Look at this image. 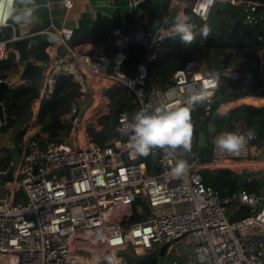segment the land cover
<instances>
[{"label":"built area","instance_id":"built-area-1","mask_svg":"<svg viewBox=\"0 0 264 264\" xmlns=\"http://www.w3.org/2000/svg\"><path fill=\"white\" fill-rule=\"evenodd\" d=\"M127 2L139 19L143 0ZM228 2L241 7L249 24L263 26L258 40L264 44V12L258 1ZM61 3L69 9L73 1ZM214 3L205 10L201 0H170L158 15L152 34L141 29L140 23L131 32L123 31L125 20L121 18L110 31L116 49L111 57L102 51L86 54L67 47L65 55L39 63L47 69L39 95L30 105V121H37L42 101L50 96L61 74L70 76L78 86L80 97L71 101L73 108L88 93V75H97L105 83L118 81L126 86L134 103L149 113L156 108L186 106L190 87L206 85L210 76L217 74L215 87L210 89L212 96L194 105L203 107L204 116L208 115L222 77L249 84L240 68L219 60L220 71H213L204 62L191 60L164 84L149 77L148 70L157 57V48L167 38L179 36L173 31L177 21L172 22L171 17L181 13V21L195 31L202 26L201 21L206 24ZM186 9L201 21L189 20ZM5 26L0 27V60L6 58L8 44L14 41L4 37ZM46 33L58 36L54 31ZM133 44L144 52L135 75L128 77L120 66ZM110 65L113 70L109 73ZM0 81L7 83V79ZM240 106L262 108L264 97L223 99L214 109L226 115ZM79 121L80 115H75L70 132L52 141L42 143L30 137L21 145L18 159L0 164V177L11 176L0 183L4 189L0 198V254L14 255V264H108L110 256L119 264H127L125 255L133 258L137 251H148L155 244H170L171 264H264L263 191L243 187L240 192L220 195L204 183L197 169L201 158L193 153V143L191 153L186 154H168L161 149L152 150L146 157L134 154L129 147L133 133L128 112L117 117L116 139L104 144L80 133ZM231 132L244 135V147L238 154L222 153L212 143L220 132L210 134V159L222 163L253 157L257 133L241 126ZM7 148L0 139V162ZM178 159L185 160L187 166L180 176L173 172Z\"/></svg>","mask_w":264,"mask_h":264},{"label":"trees","instance_id":"trees-1","mask_svg":"<svg viewBox=\"0 0 264 264\" xmlns=\"http://www.w3.org/2000/svg\"><path fill=\"white\" fill-rule=\"evenodd\" d=\"M256 1H258L259 9L264 12V0ZM139 8L142 10L140 28L147 34H152L155 30V21L159 15L158 3L153 0H143ZM186 14L192 19H198L188 10ZM218 16L219 28L217 30L209 28L200 20L202 26L192 31L195 39L191 44L182 42L180 36L167 38L157 48V57L149 65V77L164 84L169 82V78L176 69L183 67L188 61H202L214 67L219 60H223L225 65L240 68L243 78L249 79V84L246 87V92H243L242 88L245 85L240 84L239 81L222 77L216 91V98L220 95L224 96L225 100L243 95L264 97V75L261 72V66L264 63V44L258 40V35L263 26L245 24L241 7L229 2L218 11ZM205 27L208 28L207 37L202 35V29ZM4 37L7 38V35ZM52 41L49 36H35L29 50L30 57L36 61L47 62L49 57L45 48ZM11 45L13 42L8 44V48ZM260 50L262 51L261 57L258 55ZM143 52L140 45H130L120 70L128 77H133ZM19 68V63L15 62L13 54H10L6 60H0V80L6 79L11 70L18 72ZM233 88L236 92H229V89ZM39 90L40 87L34 81L24 79L8 86L4 102L5 131L15 129L18 125L30 121V105L39 95ZM102 94L109 98L110 107L109 114L98 118V124L114 126L117 123L119 113L125 111L132 116L135 112L140 111L138 104L133 101V94L118 81L106 82L102 93L99 95L102 96ZM98 96L93 98L90 105L96 104ZM77 97H80L78 86L72 78L64 74L58 75L52 93L42 101L41 111L37 119L40 124V132L47 134L49 141L69 132L70 125L62 122L61 115L63 112L69 111L71 101ZM217 106L218 102L215 100V109ZM215 109L207 124H204L203 107H197L191 112L192 118L195 119L193 131L196 134L202 130L211 135L222 131L231 132L241 120L244 121V129L255 131L261 142H264V107L240 106L229 111L226 115L218 114ZM213 128L215 131H212ZM88 133L97 143L104 144L97 139V133L93 127L88 128ZM21 137L22 133L16 137L18 143H20ZM31 137L40 139V134L36 133ZM20 153L21 148L18 154ZM9 156L6 155L5 159L1 160V166L7 165L11 159ZM197 169L201 171L204 183L213 186L222 196L231 194L238 187L235 174L212 159H200ZM243 187L248 191H259L258 186L253 182L243 185Z\"/></svg>","mask_w":264,"mask_h":264},{"label":"crops","instance_id":"crops-1","mask_svg":"<svg viewBox=\"0 0 264 264\" xmlns=\"http://www.w3.org/2000/svg\"><path fill=\"white\" fill-rule=\"evenodd\" d=\"M72 7L66 9L61 0H35L38 6L33 13V21L31 23H16L9 18L8 25L3 27L2 31L4 35H7L8 39L17 40L23 37H29L30 42L28 45V50H30L33 43V38L37 35L49 36L52 38V42L45 48L48 54L49 60L53 58L65 55L67 47L73 48L79 52L92 54L95 51H102L106 53L109 57L114 54L115 47L112 43L110 36L111 27L115 26V23H120L121 18H124V14L129 10L127 0H72ZM158 3L159 14L161 11L167 9L170 0H153ZM228 0H226L227 4ZM14 7L18 10L23 9V5L16 3ZM187 11V9H186ZM125 20V18H124ZM139 23L141 21L139 17ZM126 23V20H125ZM124 23V25H125ZM123 25V26H124ZM46 31H54L58 36H54L46 33ZM62 40H61V39ZM72 44V45H70ZM14 55L15 62L19 63V71L9 72L7 76V85L12 86L16 82L20 81L21 69L23 66L22 59L18 50L11 45L8 48L7 56ZM262 53H259L261 57ZM33 59V58H32ZM34 60V59H33ZM35 63L39 64L40 61L34 60ZM208 65V64H206ZM209 66V65H208ZM211 70L214 71V67L209 66ZM92 81L95 85L99 87L96 96L91 98V101L87 102L88 93L85 97L81 98L78 102L77 107L73 108L70 106L69 111H65L61 115V120L64 124H69L70 128L72 126L71 120L76 115H80L79 127L80 133L83 135H90L88 133V128L93 127L96 131L97 139L103 143H109L116 139V125H103L98 124V118L109 114L110 102L109 98L101 94L104 85L106 83L103 78L97 75H91ZM28 80V79H24ZM31 81V80H29ZM245 85L244 83H240ZM40 87V86H39ZM247 84L242 88L244 92L247 90ZM229 92L234 93L235 88L229 89ZM99 95V96H98ZM98 96L96 104H92L93 98ZM199 106H193L192 111ZM31 118V117H30ZM195 119L192 118V124H194ZM237 126L244 127V121H238ZM25 128L23 129V126ZM70 132V130H69ZM22 133L21 141L18 143L16 137ZM40 134V141H49L47 134L40 132V124L38 121H28L27 123H22L18 125L15 129H9L8 131L2 132L0 139L8 144L6 149V155L13 159H18L19 149L21 145L27 143L28 139L34 134ZM200 133V132H199ZM199 133L193 131L192 143L197 145V137ZM91 136V135H90ZM210 133L205 132V140L207 144L210 145ZM75 141V136L72 137ZM12 142V143H11ZM18 143V144H17ZM194 148V149H195ZM193 149V151H194ZM202 151L203 157L201 159H210V150L207 152ZM186 154V153H184ZM4 156V154H3ZM5 159V156L2 160ZM231 167L218 163L237 175V172L248 173L249 182L247 181L244 185L253 182L258 186L259 191L264 192V142L258 138L255 142V149L253 157L251 159H237L231 161ZM237 177V176H236ZM4 196V189H0V198ZM168 247H163L161 244H155L152 249L148 251H137L133 257L136 264L143 261V257L149 253L157 252L161 255V261H166L171 259V254H169ZM15 257L12 254L2 255L0 254V264H14ZM101 264V263H100Z\"/></svg>","mask_w":264,"mask_h":264},{"label":"clouds","instance_id":"clouds-1","mask_svg":"<svg viewBox=\"0 0 264 264\" xmlns=\"http://www.w3.org/2000/svg\"><path fill=\"white\" fill-rule=\"evenodd\" d=\"M23 5L22 10L14 7V4ZM214 0H201V6L206 10L212 6ZM38 6L35 0H0V27L6 25L10 18L16 23H31L33 13ZM173 31L181 37L182 42L191 44L195 36L191 30V25L184 21L177 20ZM202 35L208 36V28L202 29ZM217 74H212L206 85L200 87L192 86L189 89V97L186 106L156 108L154 112L140 110L132 115L130 128L129 147L134 154L148 156L154 149H161L168 154H174L178 149L183 153L192 151V108L196 104H201L212 96L211 88L215 87ZM127 114H125V119ZM212 131H215L213 128ZM249 137L251 133L248 134ZM216 150L229 155L238 154L244 147V135H237L235 132H220L215 135L212 141ZM187 171L186 161L178 159L173 172L180 176ZM108 264H119L115 256L107 257Z\"/></svg>","mask_w":264,"mask_h":264},{"label":"water","instance_id":"water-1","mask_svg":"<svg viewBox=\"0 0 264 264\" xmlns=\"http://www.w3.org/2000/svg\"><path fill=\"white\" fill-rule=\"evenodd\" d=\"M226 5V0H215L213 9L211 10L209 16L206 19V24L214 29L217 30L219 28V16H218V11ZM124 18L126 20L125 25L122 27L123 31L125 32H131L135 28H137V25L139 23L138 18L131 12L128 11L124 14ZM177 20H184L183 15L181 13H175L171 17L172 22H176ZM245 24H249L248 21L244 20L243 21ZM119 23H115V26H118ZM30 42L29 37H23L17 40L13 41V46L18 50L20 53V57L23 62V66L21 69L20 77L22 79H28L31 81H34L38 86L43 85V78L46 74V67L42 66L41 64H37L34 62V60L30 57L29 55V50H28V45ZM113 67L110 65L108 72H112ZM262 73L264 75V65L262 66ZM88 97H87V102L89 103L91 101V98L93 96H96L99 90V87L95 85L92 81V76L88 75ZM8 88V85L6 81H0V120L2 122V125L0 126V131L5 132V121H6V116H5V110H4V102H5V92L6 89ZM246 92V90L244 91ZM224 99V96L220 95L216 98L217 102H222ZM213 109H214V103L210 104V109L208 115L205 116V121L204 124H207V122L210 120L213 114ZM197 145L201 147H205L207 145V142L205 140V131L202 130L197 137ZM231 161H226L222 162L223 165L228 167H231ZM237 192H240L241 189L243 188V185L248 181L249 174L248 173H241L237 172ZM11 179L10 174L7 176H1L0 177V183L3 180L9 181ZM262 192V191H261ZM236 202H238V198L235 199ZM170 244H165L163 247H168ZM125 262L127 264H136L135 260L128 255H125ZM101 264H105L104 262ZM139 264H171L170 260L166 261H161V255H159L157 252L149 253L145 257H143V261L140 262Z\"/></svg>","mask_w":264,"mask_h":264},{"label":"rangeland","instance_id":"rangeland-1","mask_svg":"<svg viewBox=\"0 0 264 264\" xmlns=\"http://www.w3.org/2000/svg\"><path fill=\"white\" fill-rule=\"evenodd\" d=\"M189 20H192V21H195V22H200V20H198V19H192V18H190ZM205 64H206V63H205ZM207 66H208V65H207ZM214 71H220V67H219L217 64L214 65ZM203 148H205V147L196 146V148L194 149L193 153H194L195 155L199 156L200 158H202V157H203V154H204L202 151H205ZM205 149H206L207 152H208V151L210 150V145L207 144ZM177 151L180 152L179 149H178ZM210 154H211V152H210ZM0 189H1V188H0Z\"/></svg>","mask_w":264,"mask_h":264}]
</instances>
